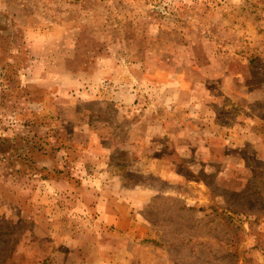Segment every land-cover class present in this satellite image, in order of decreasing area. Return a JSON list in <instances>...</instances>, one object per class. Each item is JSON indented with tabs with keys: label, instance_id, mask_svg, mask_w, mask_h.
I'll use <instances>...</instances> for the list:
<instances>
[{
	"label": "rangeland",
	"instance_id": "rangeland-1",
	"mask_svg": "<svg viewBox=\"0 0 264 264\" xmlns=\"http://www.w3.org/2000/svg\"><path fill=\"white\" fill-rule=\"evenodd\" d=\"M0 264H264V0H0Z\"/></svg>",
	"mask_w": 264,
	"mask_h": 264
}]
</instances>
